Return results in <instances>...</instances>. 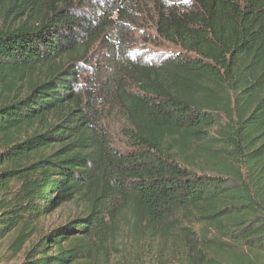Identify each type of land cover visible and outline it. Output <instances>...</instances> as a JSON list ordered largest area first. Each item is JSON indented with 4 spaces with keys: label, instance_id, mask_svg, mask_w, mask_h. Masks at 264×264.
Instances as JSON below:
<instances>
[{
    "label": "trees",
    "instance_id": "trees-1",
    "mask_svg": "<svg viewBox=\"0 0 264 264\" xmlns=\"http://www.w3.org/2000/svg\"><path fill=\"white\" fill-rule=\"evenodd\" d=\"M0 249L264 264V0H0Z\"/></svg>",
    "mask_w": 264,
    "mask_h": 264
},
{
    "label": "rangeland",
    "instance_id": "rangeland-1",
    "mask_svg": "<svg viewBox=\"0 0 264 264\" xmlns=\"http://www.w3.org/2000/svg\"><path fill=\"white\" fill-rule=\"evenodd\" d=\"M164 52L163 50H156L155 53H161ZM136 54L138 56H141L143 54V50H138L136 51ZM116 121V126L114 125V127H112L111 129V134L114 136L115 139L120 140V127H119V123L117 120ZM72 208L71 207H65L62 208L58 211H56L51 217L47 218L44 222H43V228L44 230L53 228L55 226L61 225L65 220H67L69 217L72 216ZM3 253V249H0V264H16L18 262V259H14L12 261H5L2 260L1 256Z\"/></svg>",
    "mask_w": 264,
    "mask_h": 264
}]
</instances>
